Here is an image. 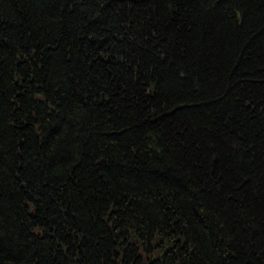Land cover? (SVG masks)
<instances>
[{
  "label": "trees",
  "instance_id": "16d2710c",
  "mask_svg": "<svg viewBox=\"0 0 264 264\" xmlns=\"http://www.w3.org/2000/svg\"><path fill=\"white\" fill-rule=\"evenodd\" d=\"M0 264H264V0H0Z\"/></svg>",
  "mask_w": 264,
  "mask_h": 264
}]
</instances>
